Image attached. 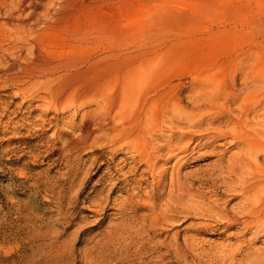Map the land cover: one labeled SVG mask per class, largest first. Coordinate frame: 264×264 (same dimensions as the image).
I'll use <instances>...</instances> for the list:
<instances>
[{
	"label": "rangeland",
	"instance_id": "rangeland-1",
	"mask_svg": "<svg viewBox=\"0 0 264 264\" xmlns=\"http://www.w3.org/2000/svg\"><path fill=\"white\" fill-rule=\"evenodd\" d=\"M41 3L0 0V264H240L264 256V235L228 229L209 212L219 202L215 210L235 215L243 203L230 190L239 177L226 167L239 152L234 144L191 143L182 152L176 142L166 146L170 132L152 141L137 126L106 137V125H81L93 103L43 98L71 75L126 68L155 51L149 96L171 86L191 107L200 86L242 90L250 61L264 57V0H53L33 13ZM74 38L77 48L66 51ZM35 40L50 44L43 60L75 59L77 67L30 79ZM257 106L264 115V101ZM232 252L234 260L224 259Z\"/></svg>",
	"mask_w": 264,
	"mask_h": 264
},
{
	"label": "bare ground",
	"instance_id": "bare-ground-1",
	"mask_svg": "<svg viewBox=\"0 0 264 264\" xmlns=\"http://www.w3.org/2000/svg\"><path fill=\"white\" fill-rule=\"evenodd\" d=\"M41 2L31 6L33 13L44 12L42 8L50 5L53 0H41ZM3 9L9 16H15L13 9L8 7ZM20 15L21 13L17 17ZM32 42L31 49L36 54L37 61L35 68L30 69L28 75L30 79L46 77L48 79L61 71H66L67 67L73 66L74 69L77 67L75 59L72 62L71 59L70 62L43 60L42 51L47 42L44 45L39 40ZM63 47L67 49L66 51L73 52L77 48V38L68 41ZM63 47L61 46L62 49ZM155 53L156 51L153 55L141 53L130 61L126 68L125 66L113 67L109 64L105 67L106 69L100 70L101 73L92 75L89 69L71 76L66 72L67 74L64 75L69 74V77H65L66 81L63 85L46 87L44 101L53 104L52 106L61 107L76 104L86 107L82 105L84 102L93 103L94 108L85 110L81 125L87 128L95 124L106 125L109 130L106 137L111 134L115 137L128 135V127L137 126L136 128L141 127L140 134L150 137L152 141L160 140L163 132H170L171 135L164 137L166 146L176 142L180 145L177 150L180 149L182 152L189 151L191 143H196V147H211L213 150L216 149L214 143L219 140L234 144L239 152L237 156L235 155V161L230 163L232 160H229L226 167L230 174L239 177L238 181L230 186L232 187L230 190L235 192L234 196L240 195L243 203L238 206L235 215H231L225 207L222 210H215L220 207L219 202L215 205L212 203L213 206H210L209 212L226 223L228 229L239 225L243 231L255 228L257 232L255 239L259 235H264V115L256 113L257 104L264 101V57L259 56L250 61L251 74L245 75L242 90L228 87L220 94L219 90H212L209 85L200 86L194 94L192 106L185 107L171 86L151 96L146 92V86L157 71ZM232 106H236L239 110L235 111ZM135 109H139L140 112L132 115ZM88 135L87 133L82 140L78 141L77 145L74 143L77 149L87 145ZM148 144L153 149H158L149 141ZM151 156V153L141 155L148 162ZM214 166L215 169L222 170V160L219 159ZM235 255L236 252H232L230 255H225L224 259L234 260ZM240 264H264V256H253L248 258L247 262Z\"/></svg>",
	"mask_w": 264,
	"mask_h": 264
}]
</instances>
